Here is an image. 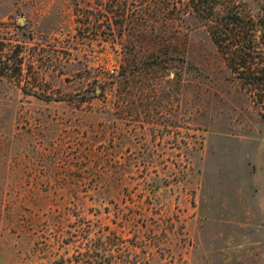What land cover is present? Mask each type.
Wrapping results in <instances>:
<instances>
[{
  "label": "rangeland",
  "instance_id": "1",
  "mask_svg": "<svg viewBox=\"0 0 264 264\" xmlns=\"http://www.w3.org/2000/svg\"><path fill=\"white\" fill-rule=\"evenodd\" d=\"M2 2L0 264H264V0Z\"/></svg>",
  "mask_w": 264,
  "mask_h": 264
},
{
  "label": "trees",
  "instance_id": "2",
  "mask_svg": "<svg viewBox=\"0 0 264 264\" xmlns=\"http://www.w3.org/2000/svg\"><path fill=\"white\" fill-rule=\"evenodd\" d=\"M234 24V29L239 31L238 27L241 26V21L236 18ZM240 25V26H239ZM236 34L235 36H237ZM214 42L220 52H222V42L217 37H213ZM240 46H234L233 50H229L230 52V60L228 61V66L231 69L233 74H236L238 79L242 81V85L244 87L248 86L252 89V92L255 91V97L257 101L261 104L264 103V66L258 64L257 62L253 64L250 60H246L242 58L244 56V52H241ZM229 56V55H228ZM247 74L248 77L245 78ZM249 92V91H248ZM251 92V90H250ZM262 120L264 122V112L262 114Z\"/></svg>",
  "mask_w": 264,
  "mask_h": 264
},
{
  "label": "crops",
  "instance_id": "3",
  "mask_svg": "<svg viewBox=\"0 0 264 264\" xmlns=\"http://www.w3.org/2000/svg\"><path fill=\"white\" fill-rule=\"evenodd\" d=\"M10 6L11 5H9L8 6V9L4 11L3 10V2H2V0H0V22L3 20L4 15L7 14L8 12H10V10H11V7Z\"/></svg>",
  "mask_w": 264,
  "mask_h": 264
}]
</instances>
